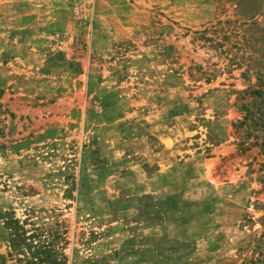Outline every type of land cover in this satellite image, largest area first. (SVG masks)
Returning <instances> with one entry per match:
<instances>
[{
  "label": "rangeland",
  "instance_id": "374dc122",
  "mask_svg": "<svg viewBox=\"0 0 264 264\" xmlns=\"http://www.w3.org/2000/svg\"><path fill=\"white\" fill-rule=\"evenodd\" d=\"M8 214L64 264H264V0H0V264H25Z\"/></svg>",
  "mask_w": 264,
  "mask_h": 264
},
{
  "label": "trees",
  "instance_id": "16d2710c",
  "mask_svg": "<svg viewBox=\"0 0 264 264\" xmlns=\"http://www.w3.org/2000/svg\"><path fill=\"white\" fill-rule=\"evenodd\" d=\"M257 80H261L257 78ZM256 94L261 91L254 90ZM3 220L9 255H16L18 261L27 258L25 264H64L65 257L55 248V236L47 240L43 231L36 228L29 220H19L8 214ZM30 226L31 229H27ZM65 230L59 235L60 243H66Z\"/></svg>",
  "mask_w": 264,
  "mask_h": 264
}]
</instances>
